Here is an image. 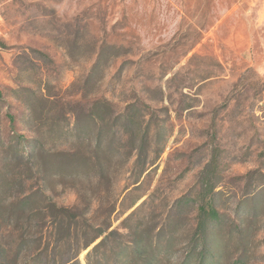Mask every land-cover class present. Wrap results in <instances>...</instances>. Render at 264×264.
<instances>
[{
  "label": "rangeland",
  "instance_id": "obj_1",
  "mask_svg": "<svg viewBox=\"0 0 264 264\" xmlns=\"http://www.w3.org/2000/svg\"><path fill=\"white\" fill-rule=\"evenodd\" d=\"M0 91V264H264V0H0Z\"/></svg>",
  "mask_w": 264,
  "mask_h": 264
},
{
  "label": "trees",
  "instance_id": "obj_2",
  "mask_svg": "<svg viewBox=\"0 0 264 264\" xmlns=\"http://www.w3.org/2000/svg\"><path fill=\"white\" fill-rule=\"evenodd\" d=\"M0 98H2L1 91ZM29 200H31L30 196H27L19 204L24 206ZM52 207L57 209L59 213H63L61 214L62 216H59L60 218L63 217V221L65 219L77 220V215L72 209L58 208L54 204ZM23 208H20L21 215L19 219L23 218ZM201 211L205 213L204 208H201ZM209 214L214 219L218 218V214L214 209ZM202 226L203 224L200 225V228ZM110 229L111 226L99 228L93 238L83 240L79 236L73 238L70 223L67 226V235L57 242L58 249L61 251L66 249L64 253L49 255L42 250L33 256V262L26 264H84L80 259L81 254L87 251L98 240L100 241L88 252L85 258V264H161V260L156 253L151 239L146 240L141 236L131 244L129 242L118 244V241L124 238V235L120 234L119 231ZM24 243L27 244L26 241ZM168 248H166V258L171 259L167 252ZM2 252L4 253L5 250H2ZM7 260L4 254L2 264H8Z\"/></svg>",
  "mask_w": 264,
  "mask_h": 264
}]
</instances>
